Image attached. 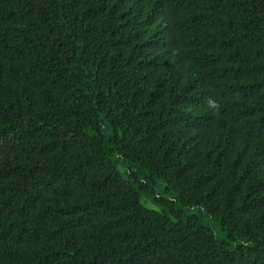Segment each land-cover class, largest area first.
<instances>
[{"label":"trees","instance_id":"trees-1","mask_svg":"<svg viewBox=\"0 0 264 264\" xmlns=\"http://www.w3.org/2000/svg\"><path fill=\"white\" fill-rule=\"evenodd\" d=\"M0 264H264V0H0Z\"/></svg>","mask_w":264,"mask_h":264},{"label":"rangeland","instance_id":"rangeland-1","mask_svg":"<svg viewBox=\"0 0 264 264\" xmlns=\"http://www.w3.org/2000/svg\"><path fill=\"white\" fill-rule=\"evenodd\" d=\"M166 187L167 185L165 183L160 182L155 190V193H147V192L143 193V200L150 209L158 211V212H162L164 211V205L163 203L158 202L157 199L162 198L164 200L166 199L173 200L172 194L168 193ZM190 214L196 215V216L200 215L199 211H193V212H190ZM203 223L205 226H209L210 228L214 230L218 240L226 241V236L221 231L219 224L213 223L209 219L204 220Z\"/></svg>","mask_w":264,"mask_h":264},{"label":"clouds","instance_id":"clouds-1","mask_svg":"<svg viewBox=\"0 0 264 264\" xmlns=\"http://www.w3.org/2000/svg\"><path fill=\"white\" fill-rule=\"evenodd\" d=\"M221 104L215 99L209 97L207 100V108L211 111L213 116H219L221 113Z\"/></svg>","mask_w":264,"mask_h":264}]
</instances>
